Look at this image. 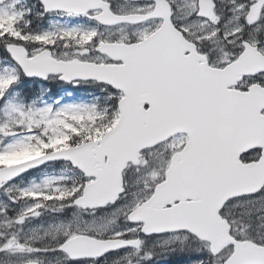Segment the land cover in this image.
Segmentation results:
<instances>
[{
	"label": "snow or ice",
	"instance_id": "obj_1",
	"mask_svg": "<svg viewBox=\"0 0 264 264\" xmlns=\"http://www.w3.org/2000/svg\"><path fill=\"white\" fill-rule=\"evenodd\" d=\"M0 264H264V0H0Z\"/></svg>",
	"mask_w": 264,
	"mask_h": 264
}]
</instances>
